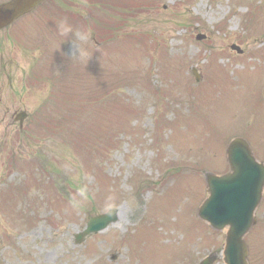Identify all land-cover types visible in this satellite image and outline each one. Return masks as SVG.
Wrapping results in <instances>:
<instances>
[{
	"label": "rangeland",
	"instance_id": "1",
	"mask_svg": "<svg viewBox=\"0 0 264 264\" xmlns=\"http://www.w3.org/2000/svg\"><path fill=\"white\" fill-rule=\"evenodd\" d=\"M40 7L59 11L48 21ZM40 7L0 33V264H199L213 252V264H224L221 233L198 225L200 236L184 234L196 230L202 170L227 169V143L244 137L264 154V111L249 106L264 110L253 92L264 76V0H46ZM117 13L129 17L126 24ZM67 58L84 63L69 61L55 96L74 104L95 93L97 114L76 108L45 117L41 110L54 93L44 73L50 59L57 65ZM162 86L173 89L160 92ZM242 87L250 92L237 102ZM192 95L197 104L208 100L193 114ZM23 109L28 116L19 128L14 116ZM173 109L180 110L176 126ZM192 126V134L182 133ZM210 144L217 150L211 160ZM196 159L208 163L188 165L201 177H179L157 195L168 191V163ZM142 179L153 182L139 188ZM13 183L19 188L8 193ZM110 203L117 220L75 243L87 215ZM262 222L264 216L246 235L249 264H264ZM156 231L164 235L150 234Z\"/></svg>",
	"mask_w": 264,
	"mask_h": 264
},
{
	"label": "water",
	"instance_id": "2",
	"mask_svg": "<svg viewBox=\"0 0 264 264\" xmlns=\"http://www.w3.org/2000/svg\"><path fill=\"white\" fill-rule=\"evenodd\" d=\"M43 0H12L0 5V27L11 23L18 16L40 4ZM245 142L235 140L229 150V160L234 173L228 177H210L209 198L199 210L201 218L210 221L215 227L221 228L226 222L232 226L227 239L225 261L227 264H247L246 249L241 240L247 230L251 212L259 198V190L264 177V171L251 158ZM244 218H248L244 223ZM115 219V214L109 213L103 217L90 219L86 230L77 237L102 229ZM209 264V261H207Z\"/></svg>",
	"mask_w": 264,
	"mask_h": 264
},
{
	"label": "clouds",
	"instance_id": "3",
	"mask_svg": "<svg viewBox=\"0 0 264 264\" xmlns=\"http://www.w3.org/2000/svg\"><path fill=\"white\" fill-rule=\"evenodd\" d=\"M80 195L81 196H83L84 195V192H83V190L80 192ZM114 207V205L113 204H108V206H107V209L106 210H108V209H111V208H113Z\"/></svg>",
	"mask_w": 264,
	"mask_h": 264
}]
</instances>
